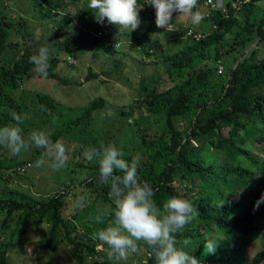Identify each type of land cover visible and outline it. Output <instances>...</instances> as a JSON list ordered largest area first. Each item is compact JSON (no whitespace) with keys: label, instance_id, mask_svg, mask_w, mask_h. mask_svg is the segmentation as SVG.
<instances>
[{"label":"trees","instance_id":"obj_1","mask_svg":"<svg viewBox=\"0 0 264 264\" xmlns=\"http://www.w3.org/2000/svg\"><path fill=\"white\" fill-rule=\"evenodd\" d=\"M38 1L44 9L39 11L41 15L58 16L59 28L70 25L73 20L72 10H67L66 0ZM68 1L74 4L77 0ZM256 1L260 0L242 3L237 10L240 12L239 16L235 15L234 10H229L226 16L211 12L209 18L214 27H209L207 32H194L188 28L189 31L184 33L189 42L187 48H183L184 56L180 55L181 50L174 51L175 53L170 56L158 54L168 39L160 42L157 37L143 35L141 40L158 46V52H155L153 48H150L151 50L146 48L147 45L144 47L143 44L112 38L110 31L114 34L117 32L111 29V24L96 22L93 25L84 19L85 12L81 13L79 18L80 36L84 35L85 40H92L91 43L97 46L92 56L97 52L110 54L114 49L120 48L121 44L126 43L143 57H152L153 63H161L173 80L171 86L161 91H153L150 99L143 96L137 104H145L148 112L164 118L168 129L167 132L152 130L151 126L137 122L144 145H149L152 140L160 141L156 152L144 151L149 155V160L146 162L140 157L137 174L141 181H148L153 186L154 199L158 207L161 208L160 203L171 196H180L193 203L197 214L186 230L190 232L197 226L200 236L191 235L192 242L187 250L200 260V264H261L264 260V245L248 260L245 249L264 226V203L254 210L256 197L264 194V174L254 177V169H258L260 164V168L264 169V161L261 160L264 156V57L258 61H251L255 48L247 51L254 37L258 41L264 40L263 21L253 23L249 21ZM10 21V18L1 15L0 55L9 43L6 42L7 31L4 30V26L17 30ZM54 35L46 34L43 45L37 47L24 44L16 51V56L9 66L4 63L0 65V123L10 124L12 112L20 115L26 113L32 122H37V129H42L43 123L57 129L50 134L53 142L59 132L71 129L79 121L87 118L90 111L103 104L102 97H94L86 107L80 108V115L72 117L60 110L67 108L66 106H62L58 100L54 101L48 94L32 95L19 88V84L29 77L50 79L65 86L72 85V78L55 72V67L60 63L58 56L62 53L64 56L66 53L67 55L63 59L60 58L61 62L66 63L67 59L72 58L73 40L68 38L61 41L50 40L49 38ZM81 40L83 38L78 40L79 43ZM13 45L17 46L18 42H14ZM42 46L49 49L50 67L46 78L34 72V65L29 62L30 57L38 54V49ZM124 51L118 52L117 56ZM101 57L108 59L105 56ZM109 58H112V55ZM67 65L72 67V62L69 61ZM175 74L181 82L174 78ZM89 75L95 76L93 73ZM184 75L185 79L184 77L181 79ZM61 115L65 116L66 120H62ZM60 120L62 121L59 122ZM162 139L168 140V144H163ZM193 142L196 146H193ZM42 151L44 152L43 149L32 146L31 154L35 156ZM10 156H12L9 158L10 162L0 161V168L5 170L7 175L12 173L15 176H26L29 162L25 159L15 160L17 155L11 152ZM133 157L135 155L124 156L126 160ZM245 160L249 166L244 164ZM151 161L160 167L159 179L155 184L151 176L147 177ZM215 161H224L225 164L215 165ZM94 167L95 170L90 169L83 177V182L80 180L81 187L87 190L91 188L95 193L93 199L100 196L114 205L109 200L110 185L100 182L99 162ZM184 177L187 179L182 181L184 192L180 195L172 191L171 186H174L173 182L179 184ZM194 187L196 190H193ZM259 189L263 192L260 193ZM8 190L15 195L23 193L20 194L22 201L16 203L13 199L0 198V212L3 215L0 228L7 221L10 212L16 209H21L24 213L30 212L34 217V227L43 218L53 220L62 229L61 238L67 242V253L75 264H99V257L101 258L104 252L95 249L97 240L93 241L90 234L93 226H85L81 231H77L78 225L73 220L85 212L76 210L72 212L70 203L66 202H69L67 189L56 190L47 198L39 199L31 197L27 192L18 193L20 190L12 188ZM242 190H245L244 194ZM84 207L85 205L81 209ZM67 215L69 220L66 219ZM105 217L113 218V211H107ZM258 219L263 223H259ZM205 237L217 241L214 254H206L205 251L199 250V247L204 245ZM143 246L151 252L146 243H143ZM54 247L55 243L50 248ZM85 257L89 262L85 263ZM2 258L3 255L0 254V264H3ZM148 259L152 262L154 256L151 255Z\"/></svg>","mask_w":264,"mask_h":264},{"label":"rangeland","instance_id":"obj_2","mask_svg":"<svg viewBox=\"0 0 264 264\" xmlns=\"http://www.w3.org/2000/svg\"><path fill=\"white\" fill-rule=\"evenodd\" d=\"M39 2L38 0H0V17L4 15L10 18V23L17 28L16 32L6 25L4 26V30L7 31L6 42L9 43L0 55V65L4 63V65L9 66L16 56V51L24 44L35 47L43 45V40L48 33L55 34L49 38L52 41H61L63 38H68L73 40L72 48L74 50L72 51V58L67 59L65 63L64 61L61 62L60 58L66 57L67 53L65 56L64 53L58 56L60 63L56 65L55 72L57 71L60 75L62 74L67 78H72V85L65 86L50 79L42 80L29 77L19 84V88L28 91L32 95L36 93L48 94L54 101L58 100L62 106H66L68 109L62 108L60 110L65 115L72 117L80 115V108L86 107L94 97H102L103 104L96 110L90 111L91 113L89 112L90 115L87 118L84 117L85 119L79 121L71 129L57 134L54 142L60 140L68 149L67 154L69 159L66 167L54 170L51 166L52 161L42 156L43 151L32 156V147H30L28 151L22 152L15 158V160L25 159L29 162L26 176H15L12 173L7 175L5 174V170L0 168V198L5 200L13 199L16 203L21 202L20 194L23 193L18 195L12 194L8 190L11 188L16 191L20 190L18 193L21 191L27 192L28 195L35 199L47 198L56 190L67 189L69 202H66L70 203L72 212L76 210L86 213H82L77 219L73 220L78 225L77 231H81L85 226L90 227L92 225L93 229L90 231L92 235L112 223L114 217L106 218L105 214L107 211H113L114 205L108 203L107 200L102 199L100 196L93 199L95 193L91 191V188L87 190L81 187L80 180L83 182V177L90 172V169L95 170L94 165L98 163L97 158H93L91 161L85 159V150L95 148L99 151L101 144L106 146L111 143L125 155L136 156L139 154L147 162L149 155L145 154L144 151L156 152L160 146V141L152 140L149 145H144L140 138L137 122L151 126L152 130L156 129L157 131L162 130L167 132L168 129L164 118L161 116L157 117V115L148 112L145 104H137L143 96L150 99L153 91H161L168 88L173 84V80L161 63H153L152 57H143L142 54H138L135 51L134 47L126 43L121 44L120 48L114 49L110 54L97 52L92 56V52L97 46L91 43L92 40H85L84 35L80 36L79 24V18L83 12H85L84 19L87 22L93 25L96 23L93 10L88 8L90 0H77L74 4L66 0L68 2L66 5L67 10H72L71 15L73 20L70 22V25H67L68 27L64 26L61 28L58 27V16L41 15L39 11L44 9L40 6ZM137 3L141 5V10L139 11L141 23L139 27L129 32L127 29L112 25L111 29L117 32L114 34L113 31H110L112 38L133 40L134 44H143L142 46L144 47L147 45L146 48H149V50L153 48L155 52H158V46L150 44L149 41L141 40L142 36L157 37V40L160 42L168 39L169 41L166 42V45H163V49L158 54L170 56L174 51L179 50L180 52L181 50L180 55L184 56L183 48H187L188 40L183 37V31H189L188 28L194 32L209 31V20L204 19L199 25H193L187 15H178V13L173 14L171 28L167 30L157 28L155 9L149 4L150 0H137ZM253 6L249 21L252 23L263 21L264 26V0L255 2ZM197 9L204 13V15L208 14V8L203 3H197ZM103 23L109 24L106 18ZM82 38L83 40L79 43L78 40ZM14 42H18V45L14 46ZM75 43H78V45H75ZM254 43H256L254 46L255 52L251 61H258L264 57V40L258 41L257 38H254ZM121 50L125 51L118 57V52ZM244 52L246 53L247 51L245 50ZM111 55L112 58H109ZM143 55L148 56L146 54ZM101 56H105L108 59ZM68 60L70 63L72 62V67L67 65ZM181 70L183 71L184 68L182 67ZM89 73H93L95 76H90ZM175 75L174 78L181 82L177 74ZM183 77L185 79V75L181 79ZM60 117L62 120H66L65 116L61 115ZM14 123L15 121H10V124ZM46 124H42V129H37V122H32L31 117L28 115V119L20 127L23 130L22 134L25 139L29 137L26 135H30L36 129L46 131L49 134L56 132L57 129L55 127L47 126ZM178 124L180 125L181 123L178 121ZM2 126L5 125L0 123V127ZM223 131L225 132V129ZM161 142L165 145L168 144V140L166 139H162ZM192 144L196 146L195 142ZM4 157L8 159L5 160ZM10 157H12L10 156V151L0 146V161L8 163L11 161L9 160ZM206 158L208 159V157ZM40 159H43V164L36 166L37 161ZM261 160L264 161V156ZM127 161L131 162L132 159ZM149 164L150 169L147 172V177L151 176L153 184H155L157 179H159L160 167L153 161ZM214 164L223 165L225 162L215 161ZM244 164L249 166L246 160ZM260 167L254 169V177L255 175L259 177L263 174L264 170ZM185 179L187 178H182L179 184L173 182L174 186H171L172 191L183 195L182 181ZM246 182L250 184L248 180ZM193 190H196V187ZM241 192L244 194L245 190ZM259 192L263 191L260 190ZM261 195L259 194L256 199L259 200ZM166 201L163 200L160 203L162 207ZM83 205L85 207L81 209ZM251 207L252 204H250ZM97 215H101L102 223L96 222L95 217ZM2 218L3 215L0 212V220ZM66 219L69 220L68 215ZM33 221L34 217L30 212L24 213L21 209L10 212L7 221L0 228V254L3 255L1 259L2 263L75 264L67 253V242L64 241L63 237L61 238L63 233L60 226L53 220L43 218L34 227ZM258 222L263 223L261 219H258ZM188 225H186L183 232L176 234L177 246H180V242L185 237L191 239V235H199V228L197 226L189 232L186 230ZM195 228L198 229L195 230ZM53 243H55V247L51 249L50 247ZM137 243L138 248L136 252L130 253L126 259H119L115 255H110L111 250L109 247L106 244L100 246L101 242L97 240L95 249L104 252V255L101 258L99 257L98 263L156 264L155 258L154 261H149L148 258L151 255L143 246L144 242L139 241ZM263 245L264 226L260 229L254 240L246 246L247 260ZM188 247L189 245L184 249L187 252H189L187 250ZM199 250L204 252V245H201ZM86 262H89L87 257H85ZM261 264H264V260L261 261Z\"/></svg>","mask_w":264,"mask_h":264},{"label":"clouds","instance_id":"obj_3","mask_svg":"<svg viewBox=\"0 0 264 264\" xmlns=\"http://www.w3.org/2000/svg\"><path fill=\"white\" fill-rule=\"evenodd\" d=\"M234 1L236 0H150L149 4L155 9L157 28L167 30L172 26L174 13L187 15L193 25H199L205 16L210 21L211 12L226 16L229 10H234L235 15L239 16L240 12L237 10L242 3L249 0H239L238 5L232 6L230 2ZM197 3L207 6V15L197 9ZM218 3L220 6H217ZM88 8L93 10L96 22L102 24L106 18L109 24L127 29L129 32L136 30L141 23L139 19L141 5L137 0H90ZM210 27L213 28L214 25L210 23ZM254 38L247 51L256 45ZM130 42L134 44L133 40ZM29 62L34 65V72L46 78L50 67L48 47H40L38 54L32 55ZM11 116L15 123L0 127V146L17 156L35 146L44 150L42 156L52 161L51 166L54 170L67 166L68 149L62 141L53 142L50 134L42 130L32 131L25 139L20 125L28 119V115L12 112ZM124 155L111 143L106 146L101 144L99 151L92 148L84 152L85 159L89 161L93 158L98 159L100 182L110 185L109 198L114 204V220L108 227L93 233L91 239L99 240L100 246L106 244L111 250L110 255H115L119 259H126L130 253L136 252L137 242L143 241L151 249L150 255L154 256L156 264H200V260L184 250L191 244V239L185 237L180 246H177L176 239V234L183 232L197 214L193 203L180 196H171L163 204L162 209L158 207L154 199L153 186L138 177L139 154L133 157L131 162L125 160ZM43 162V159L38 160L36 166ZM261 203H264V194L256 201L254 210ZM95 220L97 223L103 222L101 215H97ZM216 245L217 241L205 237L206 254H214Z\"/></svg>","mask_w":264,"mask_h":264},{"label":"built area","instance_id":"obj_4","mask_svg":"<svg viewBox=\"0 0 264 264\" xmlns=\"http://www.w3.org/2000/svg\"><path fill=\"white\" fill-rule=\"evenodd\" d=\"M239 2H240L239 0H236V1H234V2H230V4H231L232 6H236V5L239 4ZM217 6H220V4L218 3Z\"/></svg>","mask_w":264,"mask_h":264}]
</instances>
